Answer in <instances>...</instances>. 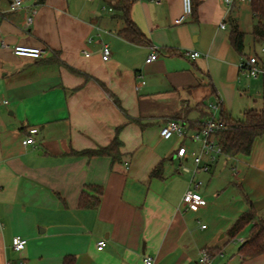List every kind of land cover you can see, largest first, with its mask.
<instances>
[{
  "label": "crops",
  "instance_id": "crops-1",
  "mask_svg": "<svg viewBox=\"0 0 264 264\" xmlns=\"http://www.w3.org/2000/svg\"><path fill=\"white\" fill-rule=\"evenodd\" d=\"M101 1L109 14L99 0H23L17 11L0 0V100L9 102L0 105V264H201L204 251L211 264H264V254H239L264 219V137L249 155H218L209 172L177 156L183 146L199 154L191 135L222 111L242 119L263 107L264 76L241 69L264 46L252 36L251 0L231 8L193 0L183 24V0H136L130 18L141 43L121 35L127 24L114 1ZM233 24L245 34L243 54L231 44ZM16 46L45 54L17 57ZM170 120L182 122L184 139L161 137ZM31 128L35 143L23 145ZM115 138L117 159L84 154ZM160 164L162 177H151ZM193 181L204 202L195 210L183 203ZM84 192L100 200L96 208L80 207ZM251 206L254 220L230 235ZM16 236L28 241L22 252L13 249Z\"/></svg>",
  "mask_w": 264,
  "mask_h": 264
},
{
  "label": "trees",
  "instance_id": "trees-1",
  "mask_svg": "<svg viewBox=\"0 0 264 264\" xmlns=\"http://www.w3.org/2000/svg\"><path fill=\"white\" fill-rule=\"evenodd\" d=\"M114 8L122 13L127 27L120 33L126 39L141 43L144 36L135 26L130 18L132 5L136 0H113ZM43 2V0H41ZM112 5V3H111ZM251 12L255 20L252 36L255 42L264 44V0H251ZM230 40L232 46L243 54L245 34L241 32L235 24L232 25ZM221 122L226 125V129L218 134L221 154L226 158H234L238 155H249L252 151L253 144L258 137H264V78H263V107L260 110L251 109L244 113L242 119H233L222 111ZM120 142L115 138L112 144L106 148L95 151H88L84 154L92 155H108L117 159L119 155ZM163 165L160 164L153 170L151 177H162ZM100 200L94 199L88 201L84 192L80 199V207L84 209L96 208ZM256 217V211L251 206L249 210L243 214L230 229L229 234L235 236L247 224L252 222ZM239 254L243 259L255 258L264 254V219H260L251 229V238L244 243L239 249ZM63 264H73L72 257H66Z\"/></svg>",
  "mask_w": 264,
  "mask_h": 264
},
{
  "label": "built area",
  "instance_id": "built-area-1",
  "mask_svg": "<svg viewBox=\"0 0 264 264\" xmlns=\"http://www.w3.org/2000/svg\"><path fill=\"white\" fill-rule=\"evenodd\" d=\"M237 0H225V4L231 8L233 4ZM239 1V0H238ZM23 0H10V10L17 11L23 7ZM194 13V5L193 0H183V13L180 17V24L186 22L188 18H190ZM32 22V18H28V23ZM222 29L226 28V25L223 23L221 25ZM6 46V45H2ZM13 53L17 57L40 60L44 57L45 51L42 48H31L24 46H16L13 49ZM112 52L109 46L105 45L102 49L101 58L103 61H109L111 58ZM185 55L191 59H197L201 55L198 52L187 51ZM86 56H89L87 54ZM264 57V46H262L259 51L254 52L252 55H249L245 58L241 64V69L245 73L248 78H258L264 76V61L261 59ZM158 59V53L155 52L150 55L146 63L150 64ZM8 101H1L0 105H7ZM212 109L216 107L211 105ZM226 125L220 120L215 119L214 117L210 118L206 121L200 128L191 135V140L195 142L201 143L202 149L198 154L197 152H188V149L183 146L180 147L177 151V156L179 158H185L187 155H191L193 161L196 165V168L202 170L203 172L210 171V164L215 162L218 155H221V147L218 134L225 130ZM37 128L29 129V137L23 142V145H31L35 143L34 136L38 134ZM161 137L165 140H169L175 136L184 139L187 136L186 128L182 124L180 120H170L168 121L161 129ZM207 156L208 161H203V156ZM204 163V164H202ZM184 172H191L190 169L183 167ZM193 185L195 190H189L185 193L183 197V203L187 207V209H198L201 205H203V197L197 192L198 188L202 185L201 182H194ZM205 228V226H203ZM28 241L21 236H16L13 238L12 245L13 249L16 252H22L25 250ZM107 243L105 240L98 242V250L102 251L106 247ZM145 264H154V261L150 257H146L144 260ZM201 264H211V259L206 251H204L201 255Z\"/></svg>",
  "mask_w": 264,
  "mask_h": 264
},
{
  "label": "rangeland",
  "instance_id": "rangeland-1",
  "mask_svg": "<svg viewBox=\"0 0 264 264\" xmlns=\"http://www.w3.org/2000/svg\"><path fill=\"white\" fill-rule=\"evenodd\" d=\"M99 1H100V3H101V7H100V8L102 9V11H103V8H106V12H105V14H109V11H108V10L111 8L110 3H109L108 1H105V2H104V1H101V0H99ZM250 6H251V5H250ZM101 9H100V10H101ZM102 11H101V12H102ZM256 48H257V50L259 49L258 45H257ZM262 77H263V76H262ZM262 77H261V81H262Z\"/></svg>",
  "mask_w": 264,
  "mask_h": 264
}]
</instances>
